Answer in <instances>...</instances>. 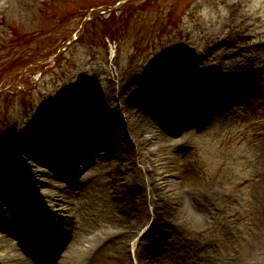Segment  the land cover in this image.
I'll return each mask as SVG.
<instances>
[{"label":"rangeland","instance_id":"obj_1","mask_svg":"<svg viewBox=\"0 0 264 264\" xmlns=\"http://www.w3.org/2000/svg\"><path fill=\"white\" fill-rule=\"evenodd\" d=\"M106 28L114 41L103 36ZM162 60L178 63V71L170 76V67L159 66ZM145 66L151 68L148 76L129 79ZM200 72L213 85L232 78V99L197 117L190 138L179 149L187 157L192 192L212 197V206L202 213L176 215L181 243L169 250L165 245L151 247L144 239L152 217L147 221L139 210L151 214L147 204L135 215L142 224L124 255L116 254L114 243L103 242L83 264H250L264 210V0H17L0 8V150L9 152L15 135L61 118L66 111L84 114L97 107L133 120L136 109L126 104V88H144L151 80L161 88L170 78L174 87L189 88L192 83L185 77ZM169 123L171 129L180 127L177 119ZM164 128L157 126L155 135ZM91 138L103 140L99 135ZM134 150L131 146L127 151L128 162ZM84 152L93 156L88 148ZM99 153L106 154L102 149ZM71 154L57 153V160L56 151L46 154L53 162L43 164L33 191L49 195L53 200L44 204L57 211L50 218L40 212L31 229L33 240L50 237L48 227H39L47 218L56 235L62 232L68 214L55 205L72 183L86 180L82 175L51 179L53 169L76 161ZM98 180L102 185V177ZM102 189L109 199L110 187ZM5 198L0 190V204ZM76 205L83 209L79 201ZM101 212L86 217L79 210L69 219L90 231L96 223L100 230L121 231L118 218L106 222ZM31 213L28 209V222ZM11 219L4 216V221ZM7 238L0 231V239ZM29 261L44 259L29 256Z\"/></svg>","mask_w":264,"mask_h":264},{"label":"bare ground","instance_id":"obj_2","mask_svg":"<svg viewBox=\"0 0 264 264\" xmlns=\"http://www.w3.org/2000/svg\"><path fill=\"white\" fill-rule=\"evenodd\" d=\"M15 1L0 0V8L5 2ZM159 66L170 67V76L179 69L178 63L167 60H162ZM150 70L149 66H145L138 73L130 74L129 79L148 76ZM205 74L187 75L185 80L192 83L189 88L174 87V78L168 80L167 77L166 84L161 88L155 85L154 80L147 82L144 88H126L123 92L127 96L126 104L136 109L133 120L94 107L84 114L66 111L61 118L47 119L23 135H15L9 152L0 150V190H4L6 197L0 204V231L8 235L7 239H0V264H32L29 256L33 260L44 259L41 263L36 261L33 264H83V260L92 258L93 252L103 242L114 243L112 249L116 254L124 255L129 239L141 227L142 222L135 216L139 211L145 212L147 221L152 217V224L144 235L151 247L162 249L165 245L166 249L171 250L173 245L181 243V228L176 224V215L179 212L202 213L212 206L213 199L206 194L192 192L190 172L186 171L187 157L179 149L190 138V129L196 126L197 117L204 116L210 107L232 99L228 88L232 78L222 79L213 85ZM179 75L182 76V73L179 72ZM188 112L195 118L189 117ZM173 118L180 122L178 129L167 126ZM157 126H165L159 136L155 135ZM94 135H99L103 140L91 138ZM64 142H67L66 147L59 148ZM260 145L264 154V134ZM131 146L135 147L134 158L128 162L126 154ZM86 148L91 151L92 157L84 155ZM101 149L106 153L103 156L99 153ZM55 151L56 160L57 153L63 155L67 152L73 153L76 161L53 169L52 180L81 175L86 180L72 183L71 191L61 195L55 205L58 210L68 214L66 220L62 221V232L56 235L46 217L47 220L39 223V227H48L50 237L48 240L41 237L36 241L31 231L36 219L42 213L53 217L57 211L44 204L48 202L45 200H53L49 195H36L33 191L43 164L51 165L53 162L47 159L46 154ZM111 158L116 160L115 164ZM99 177H102V185ZM103 186H109L112 190L109 199ZM20 198H23V203L19 201ZM76 201L83 209L78 208ZM147 204L152 207L151 214L141 209ZM28 209L32 212L29 222L25 219ZM79 210L86 217L89 213L104 210L101 218L106 222L118 218L121 231H107L102 227L100 230L97 223L91 231V227H76L69 217L77 215ZM133 210L135 213L130 214ZM6 214L12 218L10 221H4ZM82 220L87 224L93 223L91 218L82 217ZM258 226L262 233L257 253L250 258V264H264V210ZM15 239L18 242H14ZM137 253L139 255L140 248Z\"/></svg>","mask_w":264,"mask_h":264},{"label":"trees","instance_id":"obj_3","mask_svg":"<svg viewBox=\"0 0 264 264\" xmlns=\"http://www.w3.org/2000/svg\"><path fill=\"white\" fill-rule=\"evenodd\" d=\"M109 16H110V19L112 20L113 19V14L111 13ZM109 28L111 29V27H109ZM107 32H108V34H107ZM110 33H112V30H111V32H109V29L106 28V30L103 32V36L105 38H109V40L114 41L113 38H112V35Z\"/></svg>","mask_w":264,"mask_h":264}]
</instances>
